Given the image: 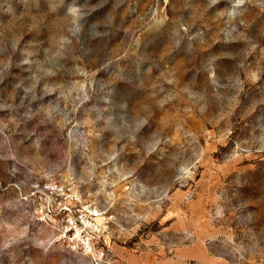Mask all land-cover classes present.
<instances>
[{
  "label": "rangeland",
  "instance_id": "374dc122",
  "mask_svg": "<svg viewBox=\"0 0 264 264\" xmlns=\"http://www.w3.org/2000/svg\"><path fill=\"white\" fill-rule=\"evenodd\" d=\"M34 176L107 205L103 264H264V0H0V264H94Z\"/></svg>",
  "mask_w": 264,
  "mask_h": 264
},
{
  "label": "built area",
  "instance_id": "2783aa9c",
  "mask_svg": "<svg viewBox=\"0 0 264 264\" xmlns=\"http://www.w3.org/2000/svg\"><path fill=\"white\" fill-rule=\"evenodd\" d=\"M27 181V187L15 185L36 218L46 223L55 220L59 238L68 247L94 264H103L114 219L107 205L85 199L76 188L53 178L34 176Z\"/></svg>",
  "mask_w": 264,
  "mask_h": 264
}]
</instances>
